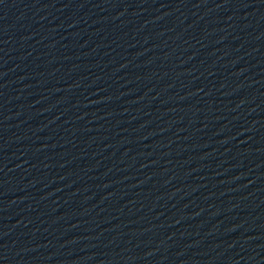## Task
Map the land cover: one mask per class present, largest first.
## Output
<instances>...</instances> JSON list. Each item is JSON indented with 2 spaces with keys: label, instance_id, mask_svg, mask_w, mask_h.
<instances>
[{
  "label": "water",
  "instance_id": "water-1",
  "mask_svg": "<svg viewBox=\"0 0 264 264\" xmlns=\"http://www.w3.org/2000/svg\"><path fill=\"white\" fill-rule=\"evenodd\" d=\"M0 264H264V0H0Z\"/></svg>",
  "mask_w": 264,
  "mask_h": 264
}]
</instances>
